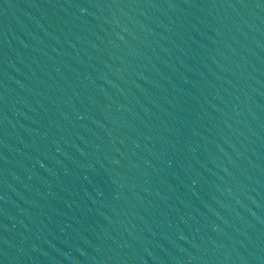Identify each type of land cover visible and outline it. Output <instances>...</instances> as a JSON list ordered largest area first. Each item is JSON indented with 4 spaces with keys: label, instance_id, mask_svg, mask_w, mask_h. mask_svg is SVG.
<instances>
[{
    "label": "water",
    "instance_id": "water-1",
    "mask_svg": "<svg viewBox=\"0 0 264 264\" xmlns=\"http://www.w3.org/2000/svg\"><path fill=\"white\" fill-rule=\"evenodd\" d=\"M0 264H264V0H0Z\"/></svg>",
    "mask_w": 264,
    "mask_h": 264
}]
</instances>
